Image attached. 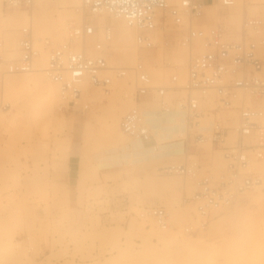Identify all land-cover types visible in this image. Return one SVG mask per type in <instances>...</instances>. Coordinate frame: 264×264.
<instances>
[{"label":"rangeland","instance_id":"rangeland-1","mask_svg":"<svg viewBox=\"0 0 264 264\" xmlns=\"http://www.w3.org/2000/svg\"><path fill=\"white\" fill-rule=\"evenodd\" d=\"M59 3L60 0H53V4L59 5ZM170 3L174 5L179 2ZM209 4L213 5L210 7ZM34 7L35 4L30 11L20 9V12L31 14ZM240 9H242L245 15L238 24L230 18V7L224 6L221 0L207 2L204 6L203 14L192 19L195 23L194 25L197 24L194 27L210 28L221 25L226 29L227 37L230 40L240 41L242 39L243 21L246 18L260 17V15L264 14V0H242ZM2 10L5 13H12L14 11V9L6 10L3 0ZM60 10L62 17H68L71 14L66 8H60ZM248 12L253 15L248 14ZM57 16L58 14L54 13L53 16L49 13L47 14V19L57 18ZM100 17L101 15L99 17H92L95 24L99 23ZM71 18L75 17L72 16ZM111 18L113 17L110 14H106L105 23H111ZM186 19L180 26L173 23L170 27L161 29L162 35L161 42L159 43L161 45L164 43L166 50L159 60H156L154 57L159 48V43L154 41V47L151 49H142L141 47L139 49L137 47L136 60L130 66L138 61L140 55L146 53L152 65L148 64L146 59L145 62L147 63H145V66L152 73L154 72L153 69L166 70L169 68L170 64L166 52L170 53L172 48L179 44L178 42L182 35L188 31L191 19L188 17ZM67 22L66 24L69 23ZM161 22L165 23L163 20ZM20 30V28L17 30L19 37ZM46 31L48 30H44L42 33L34 31L38 45H40L39 38L44 39L48 37L51 40L54 39V42L66 39V32L63 33L61 40H57L47 34ZM236 36H238V39ZM257 37L256 34L249 33V38L256 39ZM0 41L3 42V47L0 48V53L3 56L4 48L7 46L4 33L0 34ZM93 43L89 42V44ZM261 45L259 46L258 53L264 59V50H262ZM46 50L43 48V51ZM200 50V44L197 43L193 56L197 55ZM88 51L89 53L94 52L91 47ZM188 51L190 52L187 47ZM111 55H113V51ZM110 58H112V62H109V64L112 67L119 65L114 61L112 56ZM0 62V77L2 76L1 79H3V76L7 74V61L5 62L2 58ZM18 74L20 73H16V75ZM173 74L178 76L176 85H179V75L176 71L170 72L167 78H154L153 83L155 85L168 84ZM93 87L97 90L98 94L93 102H90V99L81 98L82 100L80 99L78 101L75 109L67 108L64 103L60 105H58V102L56 103L55 113L65 115L64 117L68 123L63 127L61 132H56L53 125L49 126L48 137L44 136L40 128L36 126L39 120L35 119L36 113L33 112V109L38 110L37 112H40L41 116L44 117L48 103L45 94H42L33 83L24 85L23 87L22 85L14 87L9 92L10 97L14 96L13 98L16 99L18 97V100L20 102L22 101L23 112L17 118L3 113L5 110L3 106L11 102L9 96L5 98L4 102L0 101V115L4 114L3 116H5V118L0 116V264H97L109 261H113L114 264H125L129 260L137 259L138 253L143 254L142 256H138V260L141 263L161 264L166 261H176L180 264L182 260H188L187 264H222L224 263L223 259H225V261L227 260V263L225 262L226 264H228V261L230 262L229 264H233V262L237 264L238 259V261L242 259V263L247 254V258L251 254V257L254 256L252 258L254 259L253 263L256 264L255 257L257 255L250 250L255 251L257 248L256 251L261 250L263 255L264 229H262L263 231L261 230L262 232H260V229L256 231L249 230L243 214H235L231 206L218 212L212 218L213 221V219L215 220L221 217L222 221L220 227L218 226L219 228L213 229L214 232L212 231L211 236L208 238L210 240H208L209 245L207 247L210 246V250L207 248L206 253H204L205 255L203 253L201 254L199 250L192 252L186 251L179 256L173 255L153 234L154 231L151 229V222L155 230L159 228L155 222L153 220L144 221L137 218L136 213L139 207L160 204L166 206L170 211L173 224L171 229L173 232L174 230H180L178 234L182 232L186 236H199L201 233L207 231V229L202 230L196 234H187L184 232L185 225L195 223L197 220L195 207L191 204H182L184 195L189 196L192 194L194 181L189 178L185 179L177 174L160 173L158 171V167L160 166L170 163H183L185 161V154H179L182 152L183 145L181 143V137L178 134L179 132H183L184 124L167 125L165 127L162 121L165 116L160 111H154L160 109L159 103L151 98H145L141 102H136L133 98L135 86L132 73H129L124 78H114L109 94H106L99 87ZM124 90L131 91L129 102L126 103L127 109L136 106L139 111L145 110L149 125H151L153 131L157 134L155 136L156 141L154 140L143 144L147 147H151L155 143L159 145L166 144L167 141L165 140L172 139L169 137L177 134L174 141L179 143L176 153L182 156L181 159L164 157L157 160L136 163H134L135 160L139 158H134V160H126L123 157L113 159L112 156L114 154L123 152L122 146L124 144L132 147L133 141L135 140L129 136L125 137L124 141H117L114 146L103 147L98 151L90 149L89 152V149L84 146L83 131L90 114L92 116L91 120L95 124V134L105 141L107 137L104 121L108 112V97L111 96L117 104H120L123 102ZM12 92L13 96L11 95ZM184 95L185 92L180 89L170 91L167 95V100L173 103L176 99ZM253 102L256 104L260 103L264 106V97L253 100ZM80 104L87 105V108L81 107ZM263 106H260V108L264 109ZM219 115L226 125H236L238 118V111L236 109L223 110ZM158 122L159 125L156 126ZM59 139H63L66 143L63 140L61 142L58 141ZM235 139L236 134L230 131L228 141L231 143ZM56 141L59 143H56ZM201 148L200 156H197V158L202 165V172L210 171L216 176L220 175L225 170V167L222 168L220 164L218 165L215 162V156L220 154L224 162L222 151L210 143L203 144ZM92 150L93 152H91ZM143 150H147V148H142L139 151ZM85 152H89L90 154ZM72 153L78 155L74 159L78 167L76 178L71 177L69 172ZM148 157L151 158L150 155ZM257 164L256 162L254 163V169L259 172L263 171V163L261 164L259 162V165ZM95 167L98 170L96 175H94L93 170ZM85 170L88 174L83 172ZM83 173H86V176ZM171 176L178 178L177 187L176 185L166 187L165 183L163 184V180ZM72 182L74 185L70 188ZM97 186L99 190H93ZM258 191H252L251 193L258 195ZM70 193H73L74 198L78 194V201L74 203L70 202ZM100 200V203H103V205L95 208L93 201ZM243 200L244 198L241 200L242 202L240 201V206L242 204L244 206L247 202L245 200L243 202ZM123 201L127 203L126 209L123 208ZM188 206H190V214L184 216L186 220L180 223V219L186 210H188ZM212 221L210 222L212 223ZM115 226L120 231L117 235L112 237H101L99 235V232L103 229ZM172 230L170 233H172ZM228 237L231 239H228ZM249 239H253L252 242H249ZM260 241L263 245L259 244ZM222 243H225V245L223 246ZM214 244H216V248H218L217 245H220V250L218 251L217 249L219 255L215 251L216 248L214 249ZM232 245L236 246L233 248ZM226 246L228 247V251L224 248ZM222 248L227 251L226 253L229 255L227 258L232 255L233 258H230V260L226 259L225 256L223 258L222 254L224 255L225 251L222 250L224 251L222 252ZM230 248H233V250ZM235 248H237L236 251ZM145 249L147 250L145 251ZM230 250L233 252H230ZM238 256L241 257L238 258ZM261 256L257 259L259 260L258 262H261L260 264L264 262V256ZM243 257L245 258L243 259ZM247 258L246 260H248Z\"/></svg>","mask_w":264,"mask_h":264},{"label":"built area","instance_id":"built-area-1","mask_svg":"<svg viewBox=\"0 0 264 264\" xmlns=\"http://www.w3.org/2000/svg\"><path fill=\"white\" fill-rule=\"evenodd\" d=\"M35 1L3 0V4L6 10L17 8L30 11ZM221 2L230 7L235 0ZM82 3L85 11L90 13L105 12L122 18L138 31L137 44L151 49L154 47L152 31L158 25L164 29V23H158L161 11H168L174 24L180 26L184 16L189 19L201 16L207 0H182L176 6L169 5L168 0H82ZM160 18H165V15ZM250 32L258 37L249 38ZM112 34L108 24L100 27L88 20L81 24L69 23L65 40L54 42L48 37L39 38L38 45L29 23L20 30V56L7 62L6 70L9 73L33 71L40 48L47 49L44 71L51 81L59 84L65 106L73 109L82 95L83 83L88 82L104 92L111 91L114 78H124L133 73V98L136 102L151 98L160 105V109L154 111L175 115L179 117V122L183 121L184 134L180 135V139L186 159L183 163L160 166L158 171L194 181L192 194H185L182 199V204L193 205L197 214V222L185 225L184 232L187 234H196L207 228L212 218L232 206L240 195L256 190L264 194V170L259 172L254 169L255 162L264 165V109L250 105L247 100V95L253 100L264 97V59L258 53L259 46L264 43V20L246 18L240 41L230 40L221 25L208 29L189 27L181 37L183 45L191 48L200 42L204 49L191 58L183 86L176 85V74L171 76L168 84L155 85L140 60L129 67H112L106 57ZM91 36H96V40L88 44ZM77 42L81 48L75 46ZM2 47L3 42L0 41ZM90 47L93 53H89ZM2 58L0 53V60ZM179 89L185 95L170 103L168 93ZM210 94L215 97L212 106L207 104ZM229 109L238 111L234 126L226 125L219 115ZM119 125L124 134L143 143L154 141L157 135L149 125L145 110L139 111L137 107L127 111ZM230 131L236 134L231 143L228 141ZM207 143L222 151L225 170L218 176L210 171L202 172L197 158L201 146ZM161 146L155 143L151 147L158 153ZM93 202L95 208L103 205L101 200ZM122 205L127 208L126 201ZM136 216L139 220L152 219L163 230L173 226L170 211L164 205L141 206Z\"/></svg>","mask_w":264,"mask_h":264},{"label":"bare ground","instance_id":"bare-ground-1","mask_svg":"<svg viewBox=\"0 0 264 264\" xmlns=\"http://www.w3.org/2000/svg\"><path fill=\"white\" fill-rule=\"evenodd\" d=\"M181 1L182 0H168V3H169V5H171L172 3H170V2H179V3H176L173 5V6H176V5H179ZM212 5L213 4H209L210 7ZM241 5H242V0H235L234 5L230 6V9H231V12H230L231 17L230 18H232V20H234L238 24L241 22L242 17L245 15V13L242 12V9H240ZM60 8H66V10L71 13V14H69L70 18H69V16L68 17L67 16L62 17V14L60 12L61 11ZM49 13L53 16L55 13V14H58V16H57V18L55 17L53 19L52 18L47 19V14H49ZM106 14H109V13L103 12L100 14H93V13L88 14V12L85 11V9L83 7L82 0H60L59 5L53 4V0H36L35 1V7L32 10L31 14H28L26 12H20V9H17V8H15L12 13H5L2 10V0H0V34L4 33L5 41L7 43V46L4 48V51H3V59L5 60V62L6 61L11 62L20 56V49H19L20 37L17 34V30L19 28L21 29L24 25H27L30 23L33 31H37L38 33H42V31L48 30V31H46L47 34H49L50 36H53L57 40H61L63 37V33L64 32L67 33V28H68L69 23L81 24L83 21H88V20L91 22H94L92 17L93 16L99 17L101 15L99 23L95 24V25L101 27V26H104L107 24V23H105ZM162 14L165 15V18H163V19L160 18ZM248 14L253 15L249 12H248ZM72 16H74L76 19L71 18ZM112 17L113 18H111L112 19L111 23L108 24L109 26H111L113 34H112V39L109 42V49H108L109 52L106 55L107 60H108V62H112L111 61L112 58H110L112 56L114 61H116L119 64L118 66L115 65L114 67H116V66L117 67H129L130 64L136 60V55H137L136 50H137V47L138 48L140 47L136 41V36H137L138 31L136 29L130 27L122 18H116L114 16H112ZM186 17L187 16H184L185 21L187 20ZM29 18H30V20H29ZM82 18H83V20L81 21ZM259 18L263 19L264 14L260 15ZM192 19L193 18H191V20H190V27L192 26L193 28H195L194 26H196L197 24L194 25L195 23ZM67 20H73V21H68L69 22L68 23ZM162 20L165 22L164 28L170 27L174 23L173 20L171 19V17L168 15V11H163V12L161 11V13L159 14L158 23H160ZM66 22L68 24H66ZM135 31H137V33H135ZM151 34H152L153 40L155 42H157V43L161 42L162 33H161V27L160 26L155 28ZM237 37L238 36H236V38ZM63 40H65V39H63ZM95 40H96V36H91L88 38L87 42L89 44V42L93 43ZM53 41H54V39H53ZM56 42H59V41H56ZM178 43L179 44L177 46L172 48L170 53L166 52L168 62L170 64L169 68H167L166 70H164V69H153V71H154L153 73L146 68L148 70L152 80L154 78H159V79L167 78L170 72L176 71L177 74L179 75V86L184 85V83L187 80L186 75H187V70L189 68V62H190L189 60L193 57L195 46L197 45V43H199L201 50H203L204 48L200 42H196V44L194 46L189 48L190 52L189 51L187 52V46L183 45V43L181 42V38L179 39ZM75 46L77 48H81V44L79 42H77ZM261 47H262V50H264V43L261 45ZM142 49H146V48H142ZM165 50H166V48L164 47V43H163V45H161L159 43V48L157 49L156 56H154L155 59L159 60L161 58V55L164 54ZM201 50H200V52H201ZM112 51H113V55L110 56ZM47 54H48L47 50L43 51V48H41L40 54L35 59V68L33 71L20 73L18 75H16V73H9L7 71V74L6 73H5L6 75L4 74L5 76H3L4 77L3 79H1L2 76L0 77V101L4 102L5 98H8L7 96H9V98L11 99V102L9 104H6V106H3V108L5 109L3 113L9 114L10 117L17 118L19 116V114H21L23 112L22 101L20 102L18 100V97H17V99L13 98L14 97L13 92L11 93V95L13 97H10L9 92H11V89H13L14 87L21 86V85L23 87L24 85H28V84L33 83V85L36 86V88L39 89L42 94L43 93L45 94V97H46V100L48 103V107L46 109L44 117L41 116L40 112H37L38 110L33 109V112L36 113L35 119L39 120V123L36 124V126L40 128L41 132L46 137L49 136V130H48L49 126L53 125L56 132H61L63 127L68 123L64 117L65 115L63 116V114L61 115V114L55 113L56 103L58 102V105H60L61 103L65 104V101L63 99V95L61 93V89H60L59 84L51 81L47 77V75L44 71L46 66H47V58H48ZM263 54H264V51H263ZM191 55H192V57H191ZM146 59H147L148 64L152 65L151 62L148 60V55L146 53H144L143 55H140L138 58V60L142 61L144 64L147 63V62H145ZM0 70H1V66H0ZM181 91H183V90H181ZM130 92L124 90V92H123L124 97L122 99L123 102L122 103L119 102L120 104H117V102L111 96L108 97V103H107L108 112H107V115L105 116V121H104V128H105L106 137H107L105 139V141L100 139V137H98L97 134H95V132H94L95 124H93V122L91 120V118H92L91 114L89 115V119H88L87 123L85 124L84 131H83L84 146L89 149V152H90V149H93L94 151L95 150L98 151V150L102 149L103 147L114 146L117 143V141H124L125 140V137H127V135L122 132V130L120 129L119 123H120L121 117L127 111H129L133 107H136V106H133L130 109H127L126 103L129 102ZM105 93L109 94L110 91H105ZM97 95H98L97 90L91 84H89L88 82L83 83L82 95H81L80 99L81 98H87V99L91 100L90 102H93V101H95V98H97ZM16 96H18V95H16ZM207 99H208L207 104H210L211 106L215 104V97L213 94L212 95L210 94L207 97ZM20 100H22V99H20ZM247 100L250 102L249 103L250 105H253L256 107L263 106L260 103L256 104L255 102H253V99L249 95H247ZM83 101H85V100L83 99ZM82 104H83V102H82ZM82 104H80V106L83 108H85L87 106V105H82ZM3 115L1 114L0 116L5 118V116H3ZM163 115L165 117L163 116L164 119L162 121L165 124L164 125L165 127L167 125L169 126V125H182L183 124L182 119L179 122V117L177 118V116H175V115H169L167 113H164ZM165 118H166V120H165ZM3 119H1V120H3ZM154 125H155V123H154ZM158 125H159V122L156 123V126H158ZM43 128H44V130H43ZM178 134H179V136L183 135L184 131L179 132ZM175 136H177V134L171 135L169 137L172 139L165 140V141H167V143L162 144L161 151L158 153H155V151L152 147H149V146L147 147L145 144H143V142L136 139L135 141H133V145L131 144L132 147L128 146L127 144H124L122 146L123 152H121L120 154H114L112 156V158L117 159V158L123 157L126 160H134V158H139L138 160H135L134 163L141 162V161H150L151 158L148 157L149 155L150 156L153 155V158L155 156V159H152V160H157V159H161L164 157H176V158L181 159L182 158L181 155L184 153L183 146H182V152L179 153L181 155L177 154L176 150L179 147V143L177 141L176 142L174 141ZM62 140L63 139H61V140L59 139L58 141L61 142ZM169 141H174V142L170 143ZM56 143H59V142L56 141ZM64 143H66V142L64 141ZM64 143H62V144H64ZM142 148H147V150L139 151ZM93 150L91 152H93ZM150 151L152 152V154ZM89 152H85V153L90 154ZM85 155H87V154H85ZM215 162L218 165L220 164V166L222 168L225 167V164H224L225 161L224 162L222 161L220 154L215 156ZM257 165H259V163ZM93 170H94V175H96L98 172L97 168L95 167ZM83 172H86V170ZM86 173L88 174V172H86ZM86 173L85 174L83 173V174L86 176ZM163 181H164L163 184L165 183L166 187L167 186L173 187L175 185L177 187L178 178L171 176V177L165 178ZM93 190H99V187L97 186ZM90 191H91V189H90ZM243 198L247 202L245 203L246 206L245 205L243 206V204H242V206H243L242 207V206H240V201ZM244 200H243V202H244ZM190 206H188V210H186L185 214L181 217V219L178 218V219H180V223H182L186 220V218L184 216H187L188 214H190V210H189ZM231 207H233L235 214L236 213H240V214L242 213L243 214V217L245 219L246 224L249 227L248 228L249 230H255L256 231V230L260 229V232L263 231L262 229H264V194H261L259 191H258V195H253L251 192H247L246 194L240 195V197L237 198V200L232 204ZM176 217H178V216H176ZM148 220H152V219H148ZM221 221H222L221 217L220 218L218 217L215 220L213 219L212 223L210 222L211 225L209 224L210 226H208L207 228L204 229V230L207 229V231H205L204 233H201L199 236H186L182 232L180 234H178L180 230H174V232H173V230L171 228L170 229L172 230V233H170L171 230H169V229L168 230H163V229L159 230V228H158L155 230V227L153 226L152 222H151V226H152L151 229L154 231L153 234L158 238V240L161 241L163 243V245L167 247L168 251L171 252L175 256H179L181 254H184L186 251L192 252V251H197V250H199L201 252V254L203 253V255H205L204 253H206V249L210 247V246L207 247L209 245L208 240H210L208 238L211 236L213 229L215 230L218 226L220 227ZM196 222H197V220H196ZM236 222H237V220H236ZM180 223H179V225H180ZM119 232H120L119 228L117 226H115V227L103 229L102 231L99 232V235L101 237H112V236L117 235ZM228 239H231V238L228 237ZM252 240L249 239V242L250 241L252 242ZM222 242H225V241H222ZM220 244H221V242H220ZM259 244L263 245L261 243V241L259 242ZM148 245L150 246V244H148ZM215 245L216 244H214V246ZM224 245H225V243L223 244V246ZM217 246H218V248H216V246L214 247V249L216 248L215 251H217V249H218V251L220 250L219 249L220 245H217ZM227 246L224 248H225V250L228 251ZM229 246H230V244H229ZM232 246L234 248V246H236V245H232ZM238 246H240V245H238ZM257 246L259 248L258 244H257ZM255 247H256V245H255ZM261 247H263V246H261ZM233 248H230V249L233 250ZM236 249L237 248H235V251H236ZM256 249H255V251L254 250H250V251L254 252V254L257 255V256L255 255L257 257V258L255 257V260H256L255 262L260 264L261 262H258L259 260H257V259L259 258V256L262 255V253H261V250L256 251ZM146 250L147 249H145V251ZM209 250H210V248H209ZM222 250H224V249L222 248L221 251ZM218 251H217V253L219 255ZM224 251H222V252H224ZM227 251H225L224 255L222 254V256H223V258L225 256L226 259L230 260V258H233V255H232L233 253H228V254H231L232 256L227 258L229 256L226 253ZM240 251H242V250H240ZM230 252H233V251L230 250ZM263 252H264V250H263ZM212 253H214V252H212ZM245 254H247V253H245ZM254 254L252 253V255H254ZM139 255L142 256L143 254L138 253L137 257H136L137 259L129 260L125 264H160V263H141L138 260ZM241 255L244 256V254H242V253H241ZM247 256H248V254H247ZM247 256H246V258H247ZM249 256L251 257V254H249ZM262 256H264V253ZM240 257L238 256V258H240ZM250 257L247 258L248 260H246V258L243 257V259L244 258L245 259L243 260L242 263L248 264V263L252 262L250 264H254L253 263L254 259H252V258H254V256L251 258ZM210 258H212V257H210ZM208 260H209V258H208ZM223 260H224V263L225 262L227 263V260L226 261H225V259H223ZM238 260H237V264L241 263L242 259L240 261H238ZM206 262H208V261H206ZM187 263H188V260L187 261L182 260V262H180V264H187ZM224 263H222V264H224ZM229 263L230 262L228 261V264ZM263 263L264 262H262V264ZM97 264H114V262L109 261L106 263H97ZM161 264H179V263L176 261H166L165 263H161ZM233 264H234V262H233Z\"/></svg>","mask_w":264,"mask_h":264},{"label":"crops","instance_id":"crops-1","mask_svg":"<svg viewBox=\"0 0 264 264\" xmlns=\"http://www.w3.org/2000/svg\"><path fill=\"white\" fill-rule=\"evenodd\" d=\"M210 1H213V0H207V2L209 3ZM169 146V145H168ZM151 152V151H150ZM151 154H152V152H151ZM76 157H78V155L77 154H75V153H72L71 154V162H70V169H69V172H70V174H71V177H73V178H76L77 177V172H78V167H77V163L74 161V159L76 158ZM152 159H155V156H154V158H153V155L151 156V160ZM150 160V161H151ZM74 185V183L72 182L71 184H70V188H72V186ZM75 201H78V194L76 195V198H74V196H73V193H70V202H72V203H74Z\"/></svg>","mask_w":264,"mask_h":264}]
</instances>
